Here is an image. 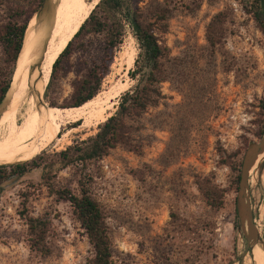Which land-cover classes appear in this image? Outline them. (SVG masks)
I'll list each match as a JSON object with an SVG mask.
<instances>
[{"label":"rangeland","instance_id":"rangeland-1","mask_svg":"<svg viewBox=\"0 0 264 264\" xmlns=\"http://www.w3.org/2000/svg\"><path fill=\"white\" fill-rule=\"evenodd\" d=\"M36 1L0 0V27L18 14L20 18L29 15ZM96 2L83 0L84 10ZM46 4L44 0L42 14L31 24L14 66L0 46V85L9 83L13 69L12 83L37 53L36 39L45 21ZM154 5L167 10L166 31L160 40L169 57L179 61L166 65L167 78L160 84L161 105L148 108L141 116V153L116 146L84 166L62 165L59 152L69 148L64 155L70 158L77 143L97 131L96 127L92 132H72L75 123L59 120L74 84L89 69L99 70L101 64L99 38H91V45L84 50L78 49L75 41L45 92L49 76L41 86L28 131L0 146V163L26 157L36 165L0 183V264H89L92 249L71 208L50 193L64 188L77 195L79 183L101 211L111 264H239L242 255V264H251L249 248L245 249L243 234L237 229L239 169L234 171L228 164L241 162L247 144L257 139L254 134L261 120L258 106L264 99V36L252 18L256 5L252 0L139 3L148 9ZM217 13L224 18L218 42L210 47L206 27ZM137 52L126 27L92 103L119 81L126 82L125 90L133 86L127 72L134 70ZM128 56L133 59L125 71ZM41 97L46 106L59 109L38 119ZM25 126L19 121L12 130H27ZM44 136L47 140L41 143ZM50 139L53 141L46 146ZM10 165L0 166L8 172ZM248 172V205L256 234L264 237V156ZM202 181L218 192L215 206L201 196L198 187ZM27 217L47 223V253L29 247Z\"/></svg>","mask_w":264,"mask_h":264},{"label":"trees","instance_id":"trees-1","mask_svg":"<svg viewBox=\"0 0 264 264\" xmlns=\"http://www.w3.org/2000/svg\"><path fill=\"white\" fill-rule=\"evenodd\" d=\"M40 2L41 0L36 1V5L26 17L20 18L21 15L18 14L15 20L0 27V46L11 64H15L16 54L18 51L20 53L31 24L36 17L42 14L44 0L41 5ZM252 2L256 5L252 12V18L257 29L264 36V0H252ZM139 3L140 0H97L87 17L79 25L78 30L51 64L44 92L53 79L60 60L69 52L75 41L78 49L84 50L85 46L91 45V38H99L98 46H102L99 70L89 69L84 77L74 84L71 100L63 106V109L79 107L97 95L100 81L106 74L111 61L113 49L120 44L126 27L130 30L138 48L133 62L135 68L127 72L128 78L134 81L133 86L119 95L115 111L97 125V131L92 136L77 143L74 154L70 158L64 155L69 148L58 153L64 161L62 163L64 166L74 163L84 166L86 162L106 156L108 151L116 146H121L135 154L141 153L144 146L143 138L139 135V132L144 129V124L140 121L141 116L147 112L148 108H156L161 105L164 96L161 93L160 84L167 78L166 65L179 60L177 57H169L167 47L160 40V36L166 31L167 10L159 5H154L150 9L148 6L142 8ZM223 18V14L217 13L206 27L205 38L210 47L218 42ZM13 72L15 71L12 69L10 80L13 78ZM7 85L8 80L0 85V101ZM38 107V119L50 110L59 109L46 106L42 97ZM258 108L262 114L261 120L257 123L255 138H259L264 132V99L260 101ZM77 124L80 125V122L78 121L72 126L76 127ZM46 140L47 137L44 136L40 141L44 143ZM52 141L53 139H50L46 146ZM1 155L2 152H0V157ZM7 164L13 165L8 167V172H5L4 166H0V183L10 175L20 176L36 167L33 159L27 161L26 157L0 163V165ZM239 166L240 160L228 164V167L234 171H238ZM198 189L208 205H216L219 194L207 181H202ZM50 193L58 200L66 202L71 208L79 228L83 231L92 249V258L89 264H111L107 228L98 205L89 196L84 185L79 183L77 195L64 188H56ZM25 222L29 247L40 254L47 253L44 242L47 223L39 218L31 217L25 218Z\"/></svg>","mask_w":264,"mask_h":264},{"label":"bare ground","instance_id":"bare-ground-1","mask_svg":"<svg viewBox=\"0 0 264 264\" xmlns=\"http://www.w3.org/2000/svg\"><path fill=\"white\" fill-rule=\"evenodd\" d=\"M92 7L93 5H89L84 10L83 0H47L44 9L45 21L36 39L37 53L31 56L25 71L12 81L0 104V146L13 138L23 136L28 131L27 128L35 117L41 86L49 76L51 64L78 30ZM132 59L131 56L126 59L125 71L131 66ZM126 87V82L119 81L97 103H92L91 99L79 107L61 109L59 120L70 123L80 121V125L70 130L72 132L80 130L92 132L114 112L117 98ZM19 121L26 124L27 130H12L14 124ZM263 156L264 153L258 155L256 161ZM248 255L251 264H263L259 243L248 249Z\"/></svg>","mask_w":264,"mask_h":264},{"label":"water","instance_id":"water-1","mask_svg":"<svg viewBox=\"0 0 264 264\" xmlns=\"http://www.w3.org/2000/svg\"><path fill=\"white\" fill-rule=\"evenodd\" d=\"M18 54H19V51L16 54L15 60L17 59ZM13 66H14V63H13ZM10 84H11V80H9V83L7 85V88L5 90V93L1 101L4 99L6 92L10 87ZM76 126H78V124ZM262 153H264V132L261 134L259 138H257L256 140L250 141L247 144L242 154L239 172H238V182H237V189H236V196H235V213L238 219L237 229H240L243 234L244 241H245V249H248L259 243V238H258V235L256 234V230H255V227L252 221L251 211L248 205V193H247L246 181H247L248 171L250 170L251 166L256 161V158L258 157V155ZM242 260H243V255L238 260L239 264H242Z\"/></svg>","mask_w":264,"mask_h":264},{"label":"flooded vegetation","instance_id":"flooded-vegetation-1","mask_svg":"<svg viewBox=\"0 0 264 264\" xmlns=\"http://www.w3.org/2000/svg\"><path fill=\"white\" fill-rule=\"evenodd\" d=\"M259 244L261 246L262 254L264 256V253H263V251H264V237L259 236Z\"/></svg>","mask_w":264,"mask_h":264}]
</instances>
